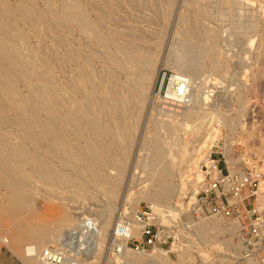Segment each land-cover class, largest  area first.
Segmentation results:
<instances>
[{
	"label": "rangeland",
	"instance_id": "rangeland-1",
	"mask_svg": "<svg viewBox=\"0 0 264 264\" xmlns=\"http://www.w3.org/2000/svg\"><path fill=\"white\" fill-rule=\"evenodd\" d=\"M32 4L35 13L21 7L20 0H0V6L4 7V13L0 15L9 26L6 28L9 36H4L10 37V41L14 39L11 43L15 44L19 58L46 66L52 81L58 83V89L65 92L64 95L70 100H75L77 105L95 114V105L102 102L99 112L102 122L113 131L116 147L122 148L120 155L118 151L112 153L108 160L111 162L108 171L114 174L117 166L122 165V173L116 191L111 194L106 191L110 186L106 182L100 185L85 182L80 187L74 179L72 187L61 184L51 186L39 180L26 166L20 179L29 185V206L25 208L19 203L10 204L0 193V240L3 239L0 241V264H38L36 259H26V246L42 248L60 245L83 216L92 218L103 235L100 237L99 251L88 246V250L80 254L81 264H87L94 259V255L97 258L93 264H114L116 252L112 243H118L120 238H110L109 232L115 222H124V217L133 209L135 211L146 206L153 211L151 205L154 203L146 195L148 190L154 189L149 179L154 174L149 168L150 145L153 142L159 143L163 153L165 178L175 187L171 205H177L178 213L167 214L169 212L160 210L167 209L164 206H157L159 212L157 209V212L153 211L165 224L184 215L186 199L182 197L194 194L204 182L203 164L206 160L203 156L209 149L201 144L209 142L211 136L219 141V145L211 149L213 158L218 159L221 168L227 167L233 171L255 165L264 173V0H32ZM68 4L77 5L84 11L87 19L94 24L92 31H85L91 28L82 19V25L78 28L66 21L64 13L60 14V11ZM68 11L67 8L64 12ZM40 14L43 16L40 17ZM40 24L42 27H39ZM97 30L105 33L110 40L108 48L96 42L94 34ZM190 36L200 40L199 43H192L194 40ZM213 44L217 48L216 55L222 56L221 60L225 62L224 67L220 65L216 71L208 64L207 50ZM89 48L94 54L88 53ZM183 49L188 56L185 54L181 58ZM109 54L113 55L117 64L111 63ZM189 55H193L191 60ZM183 58L185 64L197 58L194 63L195 66L199 65L186 69L189 86L197 85L194 87L196 90L192 86L187 87V94L197 97L195 102L194 96L188 95L191 105L165 97L171 75L183 72L180 69ZM145 67L150 75L149 72L144 73ZM132 70L135 72L131 73ZM139 71H142L141 74ZM72 82H76L78 87ZM22 85L20 83L18 86L25 94L27 88ZM101 96H104L103 99ZM196 103L195 106L199 107L196 109L211 111V114H202L196 119L187 118V110ZM119 105L120 114L108 112ZM226 115L231 116L235 124L233 129L224 126ZM9 116H12L10 111ZM85 130L92 132V128L86 125ZM19 132L20 127L13 122L0 129L4 139L13 143L18 140L16 133ZM226 149L232 157L227 161L229 168L227 154L224 155ZM190 152L192 156H188ZM54 162L53 159L52 164ZM58 170L65 173L62 168ZM9 204L11 211L6 208ZM63 214L69 216V223L59 225V221L65 217ZM216 218L219 216L191 220L213 221ZM222 219L226 222H217L206 234L200 233L194 226L201 243L179 236V241L184 245L180 249L168 245L160 248L166 256L161 261L167 264H226L225 254L232 251L234 239L228 220ZM15 227H44L48 235L37 239L23 238L16 244L12 239ZM58 227L60 229L56 233ZM98 235L97 229L94 237ZM227 242L231 245H227ZM139 260L134 264H141L147 258L141 257Z\"/></svg>",
	"mask_w": 264,
	"mask_h": 264
},
{
	"label": "bare ground",
	"instance_id": "bare-ground-1",
	"mask_svg": "<svg viewBox=\"0 0 264 264\" xmlns=\"http://www.w3.org/2000/svg\"><path fill=\"white\" fill-rule=\"evenodd\" d=\"M20 6L26 8L27 10L30 9L34 13L36 11V9L34 10L32 0H20ZM76 6L68 4L65 8L61 9L60 14L64 13V17H65L66 21H68L70 23L72 22L71 24H73L74 25L73 27H76V28H78L82 25V22H81V19H82L91 28V29L86 28L87 30H85V31H89V30L92 31L94 29V24L87 19V16L85 15L84 11L79 9ZM3 8L4 7L0 6V13H4V12H2ZM39 8H41V7H39ZM67 8L69 9V11L67 13H65L64 11ZM14 14H11V15H14ZM249 14H250V12H249ZM23 15H25V14H23ZM42 16L43 15L40 14V17H42ZM262 16H264V8L262 10ZM5 23H4L3 18L0 15V129H2L4 125L8 126L10 123L13 122L15 124H18V126L20 127V132L16 133V134H18V140L16 141V139H14L16 141L14 143L11 142L10 140L7 141L6 138L4 139V137L2 136L3 134L1 135V133H0V193L5 196V198L8 200V202L10 204L19 203L21 206H24L25 208L28 207L29 202L27 200H28L29 194H30L28 192V186L29 185H27L26 183H24L20 179V175H21V172L25 171L26 166H29V168L33 172L32 174H35L34 176H37L39 178V180H41L42 182H46V183L50 184L51 186H54V185L56 186L57 184H61L65 187H72V186H74V184H73L74 179H76L78 181L77 184L80 187H83L85 182L86 183L92 182L93 184H96V185H100L101 183L106 182L110 185L106 191L107 192L109 191V193L113 194L116 191V188L121 181L122 165L117 166L116 172L114 174H112V173H110L111 171L110 172L108 171V167L111 164V162L108 160H110L112 153H114L116 151H118L119 155H120V153H122V148L120 146H119L120 148L116 147V144L114 143L115 139H113V138H115L113 131L109 130L102 122V115L101 116L99 115V112L102 108L100 104L102 102L99 105H97L98 104V102H97V104L95 105V106H97V108L95 109L96 113L94 114V113L90 112L91 111L90 109H87L86 107L83 108L79 104L77 105L75 100H73V99L70 100L69 98H67L64 95L65 92L62 93V91L60 89H58V87H57L58 83L52 81L51 74L49 72V69L46 66L42 65V63L38 64L39 62L34 63L35 61L31 60L32 61L31 62L25 58H19L18 57L17 52L15 51V47H14L15 44L13 45L11 43L14 39L10 41L9 40L10 37L6 38V36H4V34L9 36V34H8L9 32L7 33L8 29H6V28H9V26ZM32 23H33V19H32ZM34 23L36 24V22H34ZM60 23H61V21H60ZM78 23H79V25H78ZM9 24H11V23H9ZM17 24H19V23H17ZM63 24H64V22H63ZM51 25H52V23H51ZM196 25H198V24H196ZM40 26L42 27L41 24L39 25V27ZM17 28L20 29V27H17ZM198 30H199V28H198ZM94 36H95L96 42L99 45L103 46V48L105 47V49L108 48V46L111 42L108 39V37L105 35V33L97 30V32H95ZM190 37H192L194 40V42H192V43H195V44L199 43L200 40H198L197 38H194L193 36H190ZM214 44L210 46L209 50H207V53H209L208 54V56H209L208 64L211 66V68L213 70L216 71V70H219L220 65L221 66L223 65V67H224L225 62H224V60H221L222 56L220 57L218 54V53H221L222 50L218 51V53H217L218 55H216L215 49H217V48H215ZM220 46H221V44H220ZM184 49H187V48H184ZM184 49H183V52L181 51L182 52L181 56H180L181 58H182V56H185V54L188 51V49H187V51ZM204 50L206 52V49H204ZM63 52L65 55V51H63ZM33 53H34V51H33ZM35 53H36V51H35ZM88 53L89 54L93 53L91 48L88 49ZM222 53H224V52H222ZM21 54H22V52L20 53V55ZM188 54H191V53H188ZM26 56H28V54ZM33 56H35V55H33ZM61 56H62V54H61ZM189 56H190V60H191V56H193V55H189ZM38 57L39 56H37V58ZM121 57H123V56H121ZM219 57H220V59H219ZM130 58H132V57H130ZM187 58H189V57H187ZM109 59L111 60L112 64H117V61H116V59H114L112 54H109ZM184 59L185 58H183V61H181L183 63L181 64V68H180L181 71H183V72H178L175 75H171L165 97L170 98V99L172 98V99L182 100L183 102L188 103L187 105H191V104H189V100H188V95L190 93L187 94V89H188L187 87L190 88V86H192L193 84L192 85L190 84V86H189V79L190 78H187L188 75H187L186 69L187 70L188 69H194L195 67H199V65L195 66L196 62L194 63V61L197 58L195 60L193 59L192 62L189 60L190 63L187 62V64L184 63L185 62ZM73 60H75L74 57H73ZM38 61H41V60L38 59ZM129 61H130V59H129ZM197 62H198V64L200 63L199 61H197ZM124 63H126V62H124ZM74 64H76V63H74ZM64 65H65V62H64ZM149 65L150 64H148V66ZM135 66H136V63H135ZM147 67H145L144 73L149 72V75H150V71H148ZM55 68H56V66H55ZM64 70L65 69H63V71ZM133 70L131 71V73L133 72ZM141 72H140V74H141ZM116 73H117V71H116ZM129 73H130V71H129ZM190 73H192V72H190ZM76 74H77V72H76ZM155 78H153V83L151 81V83L153 85V89H154V85H155ZM78 79H79V77H78ZM65 80H67V79H65ZM140 81H142V80H140ZM144 82H145V80H144ZM20 83H22L27 88L25 94H23L21 92L22 90L20 91V89H19L18 85ZM75 83L76 82H72L73 85ZM101 83H100V85L103 84V83L102 84ZM134 84H135V82H134ZM199 84H200V82H199ZM67 85L69 86V83ZM70 85H71V82H70ZM116 85H117V83H116ZM194 85H195L194 87L197 86L196 84H194ZM199 86L201 87V85H199ZM106 87H108V86H106ZM150 87H151V84H150ZM194 87L192 89H194ZM20 88H22V87H20ZM105 90H107V89H105ZM194 90H196V88ZM96 91H98V90H96ZM109 91H111V90H109ZM81 92H83V91H81ZM191 92H192V90H191ZM194 92L195 91H193V93ZM90 93H92V92L90 91ZM105 93H106V91H105ZM111 93H113V92L111 91ZM67 94H68V92H67ZM95 95H97V94H95ZM154 95H155V90H154ZM190 95H192V94H190ZM194 95L195 94H193L192 96H194ZM69 96H70V94H69ZM153 96H151V97H153ZM195 96L193 99L196 102L195 99L197 97L195 98ZM103 97H102V99H103ZM98 98L99 97L97 95L96 99H98ZM86 99H88V98H86ZM106 104H108V103H106ZM192 105H193V107L190 106L186 112L187 118L189 117L191 119H196V118H200V116L202 114H204L203 116L211 114V111H208V112L204 111L203 112V111H201L202 109H196V108H199V107H196L197 103L192 104ZM118 107H120V105L114 107L112 110H109L108 112L113 113V114L114 113L120 114V110ZM9 111L12 112L11 117L9 116ZM111 116L114 117L113 115H111ZM223 121H224V126H227L229 129L234 128L235 124L231 121L230 115H226L224 117ZM119 122L120 121L118 120V123ZM201 123H199V125ZM85 125L87 127L89 126L92 128L91 133H89L88 131L85 130ZM197 127H199V126L197 125L196 128H194V127L193 128L197 130ZM14 131H16V130H14ZM98 140H100V141H98ZM158 144L159 143H157V142H153L150 145V165H149V168L152 170V172L154 174L150 175L149 179H150L151 183L153 184L154 189L148 190L146 192V195H147V198L151 199L154 203V205H151V208L153 209V211L157 212V210H158V212H159V209H157V206L158 207L164 206V207H167V209H168V210L165 209L167 212H169L167 214H172V213L177 214L178 213V210L176 209L177 205H171L173 196L175 195L174 194L175 187H173V185H171V183L165 178L164 173L166 172V169H165V166L163 165L164 163L162 162L163 153H162ZM204 145H205V147H207L209 149V151L206 152V154L203 156L206 160L205 164L209 165L211 162V158L209 157L210 153L212 152L211 148L219 145V141L216 138L211 136V139L209 142L206 143L204 141L201 144V146H204ZM26 146H28V148H25ZM228 153H229V150L226 149L225 154H224V155L227 154L226 155V157H227L226 163H227V161L231 160V158H232V157H230L231 155L229 156ZM188 154H189L188 156H192L193 153L190 152ZM53 159L55 160L54 164H52ZM186 162H187V160L185 161V164H186ZM227 164H228V168H229L230 165H229V163H227ZM59 168H62L65 173H62L61 171H59L58 170ZM88 187L90 188V185H88ZM192 196H193V194H189L188 197H185V196L182 197L183 199H186L185 204L191 199ZM10 204L8 206H6V208L11 211L12 206ZM162 209L163 208H160V210H162ZM175 210L177 212H175ZM133 211H134V209L131 210L130 213H128L129 214L128 216L124 217V218H126L125 221H127L129 224L132 223V214H133L132 212ZM63 215L65 217L59 221V223H58L59 225L69 223V216L67 214H63ZM173 219H175V218H173ZM78 221H80V220H77L76 224H78ZM221 221L224 222L225 220H223L222 217L213 219V221H206L205 219L204 220L199 219V220L194 221L193 225L195 226V229H197V231H199L202 234H206V233H209L208 230L213 229V226H215L217 222H221ZM122 222L123 221H116L115 222L114 227L109 232L110 238L115 239L117 237L118 238L120 237L119 236L120 235V226H121ZM227 223L230 224V226H228V227L232 228V233L234 236V233L236 231L235 222L228 220ZM59 225H57V226H59ZM17 227H15L12 231V239H13V242L15 241L16 244L18 241H20L23 238H25V239H37L39 237L45 236L48 233L47 230L44 229L45 226L44 227H35V228L31 227V228H26V229H21V228H17ZM59 229H60L59 227L56 228V230H55L56 233H58ZM97 229H98L99 235L96 237H94L95 234L90 236L89 248H92L96 251H99L100 250V243H101L100 237H102L103 234L100 231V227ZM195 229H194V231H195ZM9 231H11V230H9ZM130 234L136 236V235H138V230L136 228H130ZM195 234H196L195 239H189V240L192 242L196 240V242L201 243L199 238H198V233L196 231H195ZM50 236H51V234H50ZM93 238H95L94 241H93ZM121 239L122 238H120V241H121ZM1 240L3 241L2 238H1ZM38 240H41V239H38ZM213 242H215V241H213ZM59 244H62V243H59ZM117 244H119V241ZM227 245L230 246L231 243L227 242ZM222 248H223V246H222ZM36 249H40V248H36L34 246H26L27 253H26L25 257L28 260L36 259V260H38V264H41V262L37 256ZM33 250H35V252ZM155 251L157 253H151V252H155ZM229 253H231V251ZM229 253H227V254H229ZM125 254L130 261H133V263L140 261L139 259H141V257L142 258L146 257L147 260L143 261L141 264H167V263L161 261V260H163V258L166 259V256L163 255L164 254L163 249H154V250L150 251L149 253L126 252ZM133 254H135V255H133ZM227 254H225V256ZM130 255H131V257H130ZM96 258H97V256L94 255V259L90 260L87 264H93V261ZM78 264H81V261H79Z\"/></svg>",
	"mask_w": 264,
	"mask_h": 264
},
{
	"label": "built area",
	"instance_id": "built-area-1",
	"mask_svg": "<svg viewBox=\"0 0 264 264\" xmlns=\"http://www.w3.org/2000/svg\"><path fill=\"white\" fill-rule=\"evenodd\" d=\"M213 153L210 164H203L204 182L186 203L184 215L165 224L145 206L133 212L131 224L122 222V239L119 244L112 243L114 264H134L126 252L149 253L165 245L180 249L184 245L179 236H185V240L196 237L191 218L217 216L236 224L234 246L225 263L264 264V173L255 165L233 171L223 169ZM130 228H136L138 235L130 234ZM96 233V222L83 216L62 244L36 249L37 256L41 264H78L80 254L88 250L90 236Z\"/></svg>",
	"mask_w": 264,
	"mask_h": 264
}]
</instances>
